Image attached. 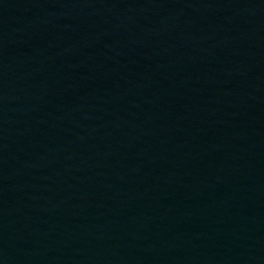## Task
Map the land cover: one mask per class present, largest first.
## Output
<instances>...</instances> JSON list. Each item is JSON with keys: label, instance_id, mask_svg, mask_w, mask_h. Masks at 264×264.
Returning a JSON list of instances; mask_svg holds the SVG:
<instances>
[{"label": "water", "instance_id": "water-1", "mask_svg": "<svg viewBox=\"0 0 264 264\" xmlns=\"http://www.w3.org/2000/svg\"><path fill=\"white\" fill-rule=\"evenodd\" d=\"M0 264H264V0H0Z\"/></svg>", "mask_w": 264, "mask_h": 264}]
</instances>
